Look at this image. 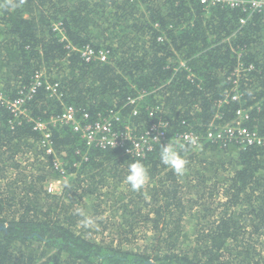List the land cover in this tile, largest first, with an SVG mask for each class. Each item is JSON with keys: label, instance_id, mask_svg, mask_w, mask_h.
<instances>
[{"label": "trees", "instance_id": "obj_1", "mask_svg": "<svg viewBox=\"0 0 264 264\" xmlns=\"http://www.w3.org/2000/svg\"><path fill=\"white\" fill-rule=\"evenodd\" d=\"M246 14L200 0H0V89L16 99L37 71L59 83L57 96L43 84L25 99L33 119L71 104L92 121L118 112L119 133H166L136 157L51 125L63 173L34 121L0 105V264H264V11L242 24ZM86 47L107 59H87ZM238 108L263 144L207 138ZM187 131L199 151L176 139ZM170 141L188 160L183 175L161 163ZM136 159L150 176L139 191L125 182ZM77 210L98 226L83 227Z\"/></svg>", "mask_w": 264, "mask_h": 264}, {"label": "built area", "instance_id": "obj_2", "mask_svg": "<svg viewBox=\"0 0 264 264\" xmlns=\"http://www.w3.org/2000/svg\"><path fill=\"white\" fill-rule=\"evenodd\" d=\"M206 7H210L217 4L229 5L231 7H240L247 14L242 16L240 21L244 24L250 16L255 12L264 11V0H200ZM59 24L55 27L58 28ZM82 54L87 59H99L105 61L107 59V52L100 50L96 53L92 48L86 47L82 50ZM43 72H36L35 80L29 88L28 93L21 92V96L16 99H10L5 96L0 89V105H5L11 110L17 117H21L27 120L34 121V129L38 131L41 136V145L45 148L48 155L53 158L54 166L58 170L64 173L63 162L60 155L56 151L52 142V130L51 125H66L70 126L74 132H76L88 146H95L101 148L110 147H123V150L136 157H145L148 151L152 150L155 143L166 138L164 128L160 125L153 128V130H147L141 134L133 133V130L127 128L125 132L119 133L115 128V124L120 122V115L118 112H110L108 116H101L96 121H92L89 112L78 113L75 106L71 104H64L61 113H56L50 116L47 120L33 119L31 113L25 106V99L30 98L32 93L39 87L45 84L46 89L50 91V94L57 96L59 93V83H52L42 79ZM232 99L239 100L240 94L235 93L230 96ZM229 98V97H227ZM227 100V99H225ZM134 102V99L130 100ZM250 119V112L246 108H238L236 110V117L234 120L223 124L216 125L212 122L207 131V138L214 143H228L234 141L241 144L243 147L257 146L263 144V137L259 132L249 128L245 122ZM195 137L198 144L194 150L199 151L201 149V136L193 131H187L181 133L176 139L180 142L189 143V141ZM190 144V143H189ZM86 157V156H85ZM67 183L66 176L55 177L46 184L47 191L49 193H59L64 189Z\"/></svg>", "mask_w": 264, "mask_h": 264}, {"label": "clouds", "instance_id": "obj_3", "mask_svg": "<svg viewBox=\"0 0 264 264\" xmlns=\"http://www.w3.org/2000/svg\"><path fill=\"white\" fill-rule=\"evenodd\" d=\"M23 3V0H20V4ZM19 5H13L17 7ZM190 145L195 148L198 144V141L193 137L189 141ZM178 141H170L166 145L162 144L160 150V160L161 163L171 170L174 171L177 175H183L187 169L188 160L185 155H182L177 148ZM149 171L145 164L140 160L136 159L129 163L128 165V174L125 177V182L131 187L134 191L141 190L149 181ZM77 214L82 217V226L85 228H94L98 226L97 219L94 217L87 216L82 210H77Z\"/></svg>", "mask_w": 264, "mask_h": 264}, {"label": "rangeland", "instance_id": "obj_4", "mask_svg": "<svg viewBox=\"0 0 264 264\" xmlns=\"http://www.w3.org/2000/svg\"><path fill=\"white\" fill-rule=\"evenodd\" d=\"M67 179V178H66ZM189 190H191V189H189ZM106 207V206H105ZM109 214H111V213H106L105 215L107 216V215H109ZM108 217V216H107ZM137 237H138V239L136 240V241H134V243H135V245L136 246H140V245H142V244H145V242H146V231H144V230H140V231H138L137 230ZM149 234V233H148Z\"/></svg>", "mask_w": 264, "mask_h": 264}]
</instances>
